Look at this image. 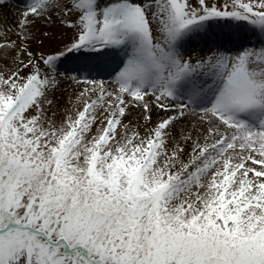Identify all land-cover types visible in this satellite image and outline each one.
I'll return each instance as SVG.
<instances>
[{
    "label": "snow or ice",
    "instance_id": "1",
    "mask_svg": "<svg viewBox=\"0 0 264 264\" xmlns=\"http://www.w3.org/2000/svg\"><path fill=\"white\" fill-rule=\"evenodd\" d=\"M0 264H264V0H0Z\"/></svg>",
    "mask_w": 264,
    "mask_h": 264
}]
</instances>
